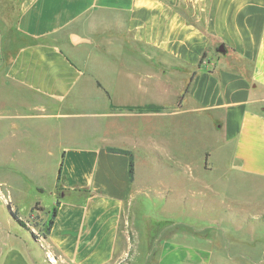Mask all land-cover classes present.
Returning <instances> with one entry per match:
<instances>
[{
	"label": "crops",
	"instance_id": "crops-1",
	"mask_svg": "<svg viewBox=\"0 0 264 264\" xmlns=\"http://www.w3.org/2000/svg\"><path fill=\"white\" fill-rule=\"evenodd\" d=\"M0 92L16 97L0 101V144L44 145L54 131L64 147L42 255L13 242L0 264H36L38 257L49 264H211L208 243L187 232L158 238L143 255L124 247L137 151L152 154L157 195L161 159L180 202L187 179L182 137L169 147L157 132L143 144L110 125L148 117L171 128L174 115L203 110L215 123L221 117L238 168L264 177V0H0ZM17 116L32 120L21 126ZM71 119L79 122L74 128ZM31 122L44 130L33 131ZM110 148L131 151L132 179L129 155Z\"/></svg>",
	"mask_w": 264,
	"mask_h": 264
},
{
	"label": "rangeland",
	"instance_id": "rangeland-1",
	"mask_svg": "<svg viewBox=\"0 0 264 264\" xmlns=\"http://www.w3.org/2000/svg\"><path fill=\"white\" fill-rule=\"evenodd\" d=\"M5 100L16 97L0 92V101ZM212 115L189 107L187 112L173 116L171 128H161L148 117L111 123L110 127L127 131L137 143L148 142L150 135L158 132V141L170 138L171 142L165 143L177 147L178 137H182L177 148L182 153L183 183L187 179L184 202L169 189L162 159L156 163L158 168L162 166L155 183L160 194L150 190L154 185L150 181L152 154L148 147L137 151V183L121 223V229L129 235L124 239L129 252L143 255L154 249L158 238L170 232H187L189 239L208 243L211 264H228L230 258L235 260L232 264H264V177L238 168L230 144L226 145L222 137V119L219 116L215 123ZM16 118L21 126L32 120ZM32 122L33 131L44 130V126ZM48 122L53 125L52 118ZM78 123L71 119L67 126L74 128ZM51 133L50 142L44 145L21 144L13 139L0 144V256L13 242L29 244L40 256L44 251L47 224L59 199L56 177L64 149L56 132ZM124 261H131L129 255ZM135 261L137 264L140 260ZM36 264L49 263L46 257H38Z\"/></svg>",
	"mask_w": 264,
	"mask_h": 264
},
{
	"label": "trees",
	"instance_id": "trees-1",
	"mask_svg": "<svg viewBox=\"0 0 264 264\" xmlns=\"http://www.w3.org/2000/svg\"><path fill=\"white\" fill-rule=\"evenodd\" d=\"M192 77H193V74H192L190 80L192 79ZM187 88H188V86L186 87L184 93L187 91ZM137 109L138 110H143L140 107H138ZM110 149H112L114 151L124 152V153H126V154L129 155V176L132 179L133 178V173H134V160H133V155H132L131 151L124 150V149H116V148H110ZM207 155H208V153H206V156ZM61 165H62V161L60 162L59 168H58V171H57V177H56V180L57 181L59 180V174H60V170H61ZM12 215L14 216V213L13 212H12ZM55 215H56V205L54 206V208H53V210L51 212V218L49 219L48 224H47V232L49 231V229H50V227H51V225L53 223V220H54Z\"/></svg>",
	"mask_w": 264,
	"mask_h": 264
},
{
	"label": "water",
	"instance_id": "water-1",
	"mask_svg": "<svg viewBox=\"0 0 264 264\" xmlns=\"http://www.w3.org/2000/svg\"><path fill=\"white\" fill-rule=\"evenodd\" d=\"M217 49H218L219 51H224V46H223V45H220Z\"/></svg>",
	"mask_w": 264,
	"mask_h": 264
}]
</instances>
